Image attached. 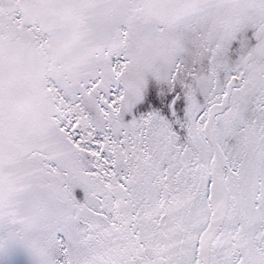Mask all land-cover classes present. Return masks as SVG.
I'll list each match as a JSON object with an SVG mask.
<instances>
[{
    "label": "snow or ice",
    "instance_id": "snow-or-ice-1",
    "mask_svg": "<svg viewBox=\"0 0 264 264\" xmlns=\"http://www.w3.org/2000/svg\"><path fill=\"white\" fill-rule=\"evenodd\" d=\"M0 264H264V0H0Z\"/></svg>",
    "mask_w": 264,
    "mask_h": 264
}]
</instances>
